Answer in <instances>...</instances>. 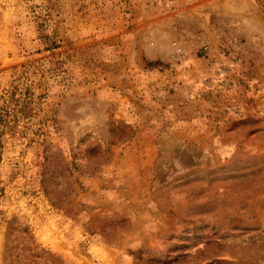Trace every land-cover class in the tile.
<instances>
[{"label":"rangeland","instance_id":"374dc122","mask_svg":"<svg viewBox=\"0 0 264 264\" xmlns=\"http://www.w3.org/2000/svg\"><path fill=\"white\" fill-rule=\"evenodd\" d=\"M0 264H264V0H0Z\"/></svg>","mask_w":264,"mask_h":264}]
</instances>
